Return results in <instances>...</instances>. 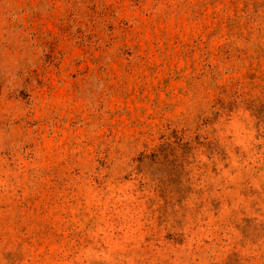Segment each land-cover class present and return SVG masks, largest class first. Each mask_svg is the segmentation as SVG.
I'll return each instance as SVG.
<instances>
[{"label":"rangeland","instance_id":"374dc122","mask_svg":"<svg viewBox=\"0 0 264 264\" xmlns=\"http://www.w3.org/2000/svg\"><path fill=\"white\" fill-rule=\"evenodd\" d=\"M0 264H264V0H0Z\"/></svg>","mask_w":264,"mask_h":264},{"label":"trees","instance_id":"16d2710c","mask_svg":"<svg viewBox=\"0 0 264 264\" xmlns=\"http://www.w3.org/2000/svg\"><path fill=\"white\" fill-rule=\"evenodd\" d=\"M261 111V109H259V110H257V112H260ZM256 116H258V113H257V115Z\"/></svg>","mask_w":264,"mask_h":264}]
</instances>
